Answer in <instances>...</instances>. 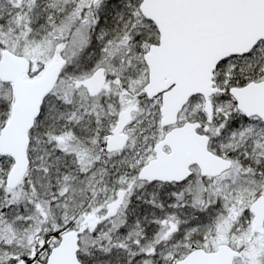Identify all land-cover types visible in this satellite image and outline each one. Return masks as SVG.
Returning a JSON list of instances; mask_svg holds the SVG:
<instances>
[{
  "label": "snow or ice",
  "instance_id": "snow-or-ice-1",
  "mask_svg": "<svg viewBox=\"0 0 264 264\" xmlns=\"http://www.w3.org/2000/svg\"><path fill=\"white\" fill-rule=\"evenodd\" d=\"M0 264H264V0H0Z\"/></svg>",
  "mask_w": 264,
  "mask_h": 264
}]
</instances>
